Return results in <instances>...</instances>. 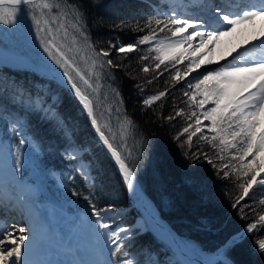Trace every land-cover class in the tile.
<instances>
[{"label":"snow or ice","instance_id":"obj_1","mask_svg":"<svg viewBox=\"0 0 264 264\" xmlns=\"http://www.w3.org/2000/svg\"><path fill=\"white\" fill-rule=\"evenodd\" d=\"M95 2L97 0H93ZM144 3L153 10L147 14L143 26L137 24L132 30L145 34L127 44L110 40L107 48L97 50L82 4L73 0H0V25L22 34L26 30L25 38L31 40L30 48L35 56L29 66L43 78L31 83L9 81L7 77L0 80V214L18 211L25 223V226L17 227L6 221L0 222V264H142L128 250L132 229L122 225L113 227L123 211L114 202L101 203L103 198L96 194L92 166L83 163V156L90 149L74 140L73 128L59 111L62 93L67 92L90 118L99 145L118 165L128 191L138 194L136 170L128 162L133 151L128 149L126 142L128 136L136 137L137 126L126 110L121 120L120 108L115 109L116 119L120 122L119 148L127 150L125 157L114 146L116 135L109 125H100L96 105L87 91L91 89L98 95V88L102 86L100 81H115L112 70L120 65L114 63L113 51L127 58L139 51L140 46L148 45L147 53H156L151 57L157 61L154 68L144 65L142 72H156L162 65L164 67L147 83L151 84L164 72H169L174 82L172 87L183 81L190 90L183 92L190 111L186 113L181 108L175 111V116L165 118L171 122L175 117L183 116L186 122L192 121L173 137L183 150L182 155L193 162H198L202 156L216 168L207 153L192 151L193 137L202 133L199 139L230 156L217 168L220 179H229L230 171L251 177L247 185H238L243 192L231 202V208L245 219L244 208L249 206L242 205L241 201L245 197L254 201L259 199L250 195L249 189L253 184L264 187V177L257 179L258 173H264V131H256L264 112V0H144ZM115 27L123 30L122 24ZM160 33L164 35L160 36ZM242 34H246L243 45L237 44L228 52L231 59L227 63L197 72L202 65L213 64L210 57L222 37ZM149 54L140 56L139 61L149 60ZM181 64H184L183 72L176 67ZM194 72L195 76L185 79ZM81 83L86 88H82ZM133 87L143 95V85ZM111 90L123 104L119 89ZM168 94L170 89L165 88L147 96L142 101L143 109L151 108L154 102ZM193 106L195 110H191ZM108 111L111 113L112 109ZM33 116L61 135L66 145L61 155L69 161H78L76 170L88 189L84 194L68 188L66 179L56 178L65 192L78 198L70 201L76 214L72 217L74 226L67 234H62L50 223L55 211L45 208L40 202V192L26 177L27 173L41 169L42 164L39 161L41 145L31 134ZM205 128L212 133L211 139L203 134ZM184 134L187 138L182 141ZM13 136L19 138L15 145ZM149 136L146 131L139 133L137 143L140 148L150 142ZM217 158L222 162L226 159L224 155ZM5 159L8 161L6 172ZM48 174L55 176V173ZM260 203L264 204V199ZM258 224L264 229V215L208 250L162 229L160 238L166 244L165 250H171V256L160 261L149 255L144 264H234L228 252L254 230L259 231ZM257 249L259 254H264V239L254 241L253 251ZM40 251L45 258L30 259L34 252Z\"/></svg>","mask_w":264,"mask_h":264},{"label":"trees","instance_id":"obj_2","mask_svg":"<svg viewBox=\"0 0 264 264\" xmlns=\"http://www.w3.org/2000/svg\"><path fill=\"white\" fill-rule=\"evenodd\" d=\"M73 2L82 4L86 11L88 30L97 50L101 47L107 48L110 40L113 43L118 40L125 44L135 42L138 36L145 33L133 31V27L137 24L143 26L147 20V14L153 10L144 3V0H97L95 3L93 0H73ZM121 24L123 30L115 27ZM148 47V45L140 46L139 51L129 54L127 58L113 51L112 59L114 63L120 65L119 68L112 70L116 77L115 81L107 79L100 81L102 86L98 88V95L91 89L87 91L96 105L95 110L100 125L102 127L109 125L116 135L113 141L114 146L118 147L125 157L128 156L126 150L119 148L120 122L116 119L115 109L120 108L121 120L126 110L127 116L137 126L136 137L128 136L126 140L129 144L128 149L133 151V156L128 158V162L135 168L141 188L155 204L160 217L184 240L191 241L205 250L214 249L229 236L246 228L247 224L257 222L259 216L264 215V204L260 203V200L264 199V187L256 185L249 191L250 195L259 199L254 201L245 197L244 201H241L242 205L246 203L249 206L244 208L246 218L241 219L242 214L231 208V202L243 192L238 185L240 183L247 185L251 177L238 176L230 171L229 179H220L216 174L217 168L227 162L230 156L227 152L220 153L211 144L199 139L202 133H197V136L193 137L192 151L207 153L216 164V168L207 163L202 156L198 162H193L182 155L183 150L173 137L192 121L186 122L183 116L175 117L171 122L165 118L168 115L175 116V111L181 108L186 113L190 111L188 104L185 103L187 97L183 96V92L190 90L184 83L172 87L174 82L170 79L169 72H164L151 84L147 83L164 67L162 65L156 72H142L144 65L154 68L157 63L151 59L156 53H147ZM146 54L150 55L149 60L139 61V57ZM176 67L183 72L184 64ZM169 71L174 74L171 68ZM4 77H7L9 81L17 80L21 83L39 82L43 79L27 71L0 67V80ZM135 84L143 85V95L140 94L139 89L133 87ZM94 86H96L95 83ZM81 87L86 88L82 83ZM112 88L119 89L123 104L119 103V97L114 96ZM165 88L170 89V94L163 97L161 101L154 102L151 108L143 109L144 98L157 94ZM105 96L107 99H104ZM109 108L112 109L111 113L108 111ZM191 110H195L194 106ZM59 111L73 128L74 140L90 149L84 154L83 160L92 166V175L96 177V194L103 198L101 203L114 202L118 209L128 207L130 201L127 190L118 175L115 164L99 145L87 116L67 92L62 93ZM31 121V134L42 148L39 161H42L43 171L37 169L35 173H27L26 177L40 192L41 203L49 202L66 214L76 213L70 201L78 198L65 192L63 185L56 182V178L66 179L68 188L87 194L88 189L85 187L84 180L76 170L78 161L64 159L61 153L66 146L65 141L50 125L42 123L35 116L31 118ZM192 130L194 128L190 129ZM144 131L150 133V142L140 148L137 143L139 133ZM105 132L108 134L107 128ZM203 134L211 139L212 133L208 130L204 129ZM186 138L187 134H184L181 140ZM18 139L13 136V145L18 142ZM218 155H224L225 161H220L217 158ZM49 172L55 173V176L49 175ZM81 203H83L82 200ZM252 209L255 211L253 212ZM135 213L140 215L137 211ZM132 221L133 218L130 215L117 217L113 226H128ZM257 227L260 229V225ZM135 233V230L131 232L132 235ZM130 239L128 250L142 264L149 255L160 261L171 256V250H165V242L150 230L133 235ZM259 239H264V229L254 230L242 243L228 252V257L234 264H264V254H259L258 249L253 251V243Z\"/></svg>","mask_w":264,"mask_h":264},{"label":"rangeland","instance_id":"obj_3","mask_svg":"<svg viewBox=\"0 0 264 264\" xmlns=\"http://www.w3.org/2000/svg\"><path fill=\"white\" fill-rule=\"evenodd\" d=\"M164 7H166V5H164ZM244 35H246V34H242L239 36L233 35V36L222 37L220 40V43L216 46L215 50L213 51V53L210 57L213 60V64L202 65L201 68L197 70V72H202V70H205L206 68L214 67V66H220L221 64L227 63L228 60L231 59V57L228 56V52L233 47H235L237 44L243 45ZM25 37H26V30H25V33L22 34L20 32H12L11 30H7V26L0 25V47L4 48L10 52H13L17 55H20L28 64H30L35 59L34 50H32L30 48L31 40L26 39ZM240 50H242V49H238V51H240ZM233 55H236V53H233ZM221 57H224L225 59H221ZM81 67H83V65H81ZM192 75H196V73L195 72L191 73L190 76L186 77V78L189 79ZM180 83H184V82L181 81ZM258 83H259V81H257V84ZM260 121H261L260 126L256 130L257 133H259L260 131H264V112H262V114H261ZM205 123H206V121H205ZM206 130H208V129H206ZM128 145L129 144H127V146ZM126 153H127V150H126ZM127 155H128V153H127ZM130 158H132V157H130ZM83 163L87 164V162L84 160H83ZM77 165H78V163H77ZM3 167H4L5 172H6L8 169L7 159L4 160ZM261 177H264V173H260V175H258L257 179H260ZM127 195H128L129 201H130V205L128 208L123 210L122 216L127 217L128 215H130L133 218V221L128 226H124V227L130 228V229H132V231L135 230L136 233L133 235L143 234L147 230H150L160 240H162L160 238V231L162 229L159 226L155 225L152 222V220L148 219L140 207L134 205V202H132L133 200H132L131 196L129 195L128 191H127ZM42 204L45 206V208L55 211V215L50 217V223L54 227L60 229L62 234H67L68 230L74 226L73 221H72V217H74L76 213L65 214V213L60 212L55 206H53L49 203H42ZM136 211L139 212L140 215H136V213H135ZM7 213H8L6 216L7 218L6 217L1 218L2 217L1 216L0 222H5V221L7 222L9 220L8 221L9 224H15V225H17V227L25 226L23 223L20 222V218L23 219V217L21 216V214L18 211L13 210V211L7 212ZM138 218H140L142 220L141 221L142 223L140 225H137V223H136ZM140 219H138V220H140ZM141 229H143V230H141ZM29 235H31V233H29ZM133 235L130 233V238L133 237ZM36 253L43 254L42 256H40L41 259L45 258L43 251L34 252V254L32 256L35 257ZM32 256L30 257V259L32 258Z\"/></svg>","mask_w":264,"mask_h":264},{"label":"bare ground","instance_id":"obj_4","mask_svg":"<svg viewBox=\"0 0 264 264\" xmlns=\"http://www.w3.org/2000/svg\"><path fill=\"white\" fill-rule=\"evenodd\" d=\"M0 62H4V63H6V64H8V65H11V66H24V64L17 58V57H15L13 54H9V53H4V54H2L1 52H0ZM106 152V151H105ZM107 153V152H106ZM110 157V156H109ZM111 158V157H110ZM111 160H112V158H111ZM112 162L115 164V166H116V169H117V171H118V173H119V168H118V165L112 160ZM121 181H122V183H123V180L121 179ZM123 185H124V187L127 189V187H126V185L123 183ZM254 185V184H253ZM254 186H256V184L254 185ZM127 191H128V189H127ZM128 193H129V195L131 196V198H132V202H134V205L135 206H138V207H140L142 210H143V212L145 213V215L147 216V218L148 219H150L149 217H148V213H150V214H152L153 216H158V210H157V208H156V206H155V204L153 203V201L149 198V196L143 191V189L141 188V190L139 189V193L138 194H132V193H130L129 191H128ZM148 197V199L151 201V202H149L148 200H147V198H146V196ZM129 207V206H128ZM128 207H126V208H128ZM126 208H124V209H126ZM22 216V215H21ZM7 218V217H6ZM20 218V217H19ZM138 219H140V218H138ZM137 219V221H136V223H137V225H140L142 222V220L140 219V220H138ZM151 220V219H150ZM13 221V220H12ZM20 222L21 223H23L24 225H25V223H24V218L23 219H21L20 218ZM8 224H9V222H7ZM161 229H162V227H160ZM181 239H182V237H181ZM43 254H38V253H36V255H35V257H33L32 256V260H40L41 259V257L40 256H42Z\"/></svg>","mask_w":264,"mask_h":264},{"label":"water","instance_id":"obj_5","mask_svg":"<svg viewBox=\"0 0 264 264\" xmlns=\"http://www.w3.org/2000/svg\"><path fill=\"white\" fill-rule=\"evenodd\" d=\"M0 52L2 53V54H4L5 52L6 53H9V54H13L15 57H17L23 64H24V66L22 67V66H11V65H8V64H6V63H4V62H0V67H7V68H9V69H13V70H22V71H27V72H30V73H32V74H34V75H36V76H38V77H40V78H42L41 76H40V74L38 73V72H34L33 71V69L29 66V64L20 56V55H17V54H15V53H13V52H10V51H8V50H6V49H4V48H1L0 47ZM1 55V54H0ZM216 67H218V66H214V67H209V68H206V69H209V70H211V69H214V68H216ZM203 71H205V70H202V72ZM192 76H195V75H192ZM191 76V77H192ZM191 77L189 78V79H191ZM187 79V78H186ZM77 102V101H76ZM78 103V102H77ZM79 105V104H78ZM80 106V105H79ZM81 107V106H80ZM85 115H86V113H85ZM87 116V115H86ZM88 118V117H87ZM88 121H89V123H90V125H91V122H90V118H88ZM91 127H92V129L94 130V128H93V126L91 125ZM94 132H95V130H94ZM96 134V133H95ZM96 137H97V134H96ZM97 139H98V137H97ZM104 150L107 152V150L104 148ZM107 154L110 156V153H108L107 152ZM111 157V156H110ZM112 160L114 161V159L112 158ZM115 162V161H114ZM119 176H120V178L122 179V175H121V173L119 172ZM255 185V184H254ZM138 187H139V189L141 190V187H140V185H139V183H138ZM250 190V189H249ZM145 195V194H144ZM146 196V195H145ZM146 198H147V200L149 201V202H151L149 199H148V197L146 196ZM148 217L152 220V222H154L157 226H159V227H162V229H167V230H169L171 233H173L175 236H177V237H179L180 239H181V237L178 235V233L172 228V227H170L168 224H167V222L166 221H164L163 219H161L160 218V216H159V214H158V216H153L152 214H150V213H148Z\"/></svg>","mask_w":264,"mask_h":264}]
</instances>
